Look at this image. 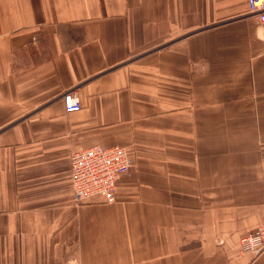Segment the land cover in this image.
Returning <instances> with one entry per match:
<instances>
[{
    "label": "crops",
    "instance_id": "obj_1",
    "mask_svg": "<svg viewBox=\"0 0 264 264\" xmlns=\"http://www.w3.org/2000/svg\"><path fill=\"white\" fill-rule=\"evenodd\" d=\"M94 145L132 162L110 205L74 200ZM263 218L247 0H0V264H264L239 249Z\"/></svg>",
    "mask_w": 264,
    "mask_h": 264
},
{
    "label": "built area",
    "instance_id": "obj_2",
    "mask_svg": "<svg viewBox=\"0 0 264 264\" xmlns=\"http://www.w3.org/2000/svg\"><path fill=\"white\" fill-rule=\"evenodd\" d=\"M248 12L256 17L260 35L264 40V0H247ZM66 114L81 110L76 91L62 95ZM70 183L75 203L80 205L96 199L103 204L116 201V185L132 167L127 149L121 146L101 147L94 145L69 155ZM241 252L260 254L264 252V218L261 225L240 240Z\"/></svg>",
    "mask_w": 264,
    "mask_h": 264
}]
</instances>
